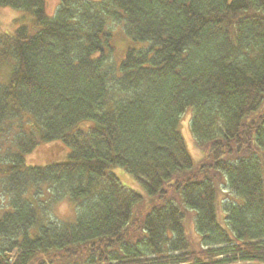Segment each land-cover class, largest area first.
Instances as JSON below:
<instances>
[{
    "label": "trees",
    "instance_id": "16d2710c",
    "mask_svg": "<svg viewBox=\"0 0 264 264\" xmlns=\"http://www.w3.org/2000/svg\"><path fill=\"white\" fill-rule=\"evenodd\" d=\"M0 6L38 27L0 30V264H264V0ZM110 20L149 45L117 64ZM189 109L198 167L180 129ZM41 142L68 158L26 165ZM112 166L140 181L146 205ZM42 196L70 198L75 222L45 217Z\"/></svg>",
    "mask_w": 264,
    "mask_h": 264
},
{
    "label": "rangeland",
    "instance_id": "374dc122",
    "mask_svg": "<svg viewBox=\"0 0 264 264\" xmlns=\"http://www.w3.org/2000/svg\"><path fill=\"white\" fill-rule=\"evenodd\" d=\"M48 1L50 6L49 14L53 16L56 12V9L58 8L60 0ZM91 1L104 2L105 0ZM21 26H28L32 33H35L38 30V27L34 24V13L32 11L23 8L0 6V30L2 32L13 34ZM108 26L112 34L114 35L112 44L116 48L114 59L117 64L120 63L128 47L141 49L149 45V42L134 41L133 39H131L125 32L122 20L116 22H111L110 20ZM3 65L5 66V64ZM4 66H2V68L0 69L1 83H7L9 80L10 70L9 72H7L6 69H3L5 68ZM191 116L192 110L189 109V111H187L181 118L180 129L185 140L186 148L192 157L193 163L196 167H198L205 162L206 157L204 151L198 147L194 139L190 125ZM89 124H92V122L88 121L80 124V127L87 126ZM69 153L70 149L62 145L60 142H41L38 146L37 151L26 155L25 162L26 165L29 166H45L48 164L66 160ZM110 171L117 175L124 186L142 194L144 196L145 205L149 202L151 196L147 194V192L144 190L143 185L133 174H131L121 166H112L110 168ZM217 186L219 188L218 197L219 200L222 201L227 197V194L229 193V189L224 177H220V180H218L217 182ZM43 187L45 188L46 186ZM44 191L47 193L46 188ZM40 199L45 201V204L43 205H45L47 208V215L44 214L45 217L47 216L58 221L75 222L77 209L75 203L72 202L70 198H66L65 200L57 203H53L50 200L48 201V197L46 196H42L40 197ZM8 202L9 198L7 196L4 197L0 189V214L3 211L10 209ZM221 210L223 212V209L220 208L219 214L220 218H223L224 213L222 214ZM187 231H189V234L192 236V238H195V231L192 222L188 223Z\"/></svg>",
    "mask_w": 264,
    "mask_h": 264
}]
</instances>
